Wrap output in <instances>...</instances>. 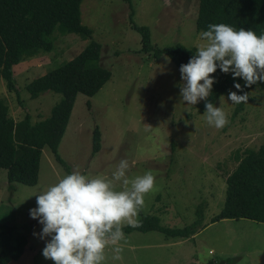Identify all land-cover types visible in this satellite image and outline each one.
Returning a JSON list of instances; mask_svg holds the SVG:
<instances>
[{"label":"rangeland","instance_id":"374dc122","mask_svg":"<svg viewBox=\"0 0 264 264\" xmlns=\"http://www.w3.org/2000/svg\"><path fill=\"white\" fill-rule=\"evenodd\" d=\"M197 0H81L80 23L91 29L79 33L53 32V48L26 57L12 67L15 89L0 76V96L9 115L31 122L43 120L61 98L45 91L31 98L26 84L69 60L90 41L100 44L101 66L111 72L109 80L94 94L76 95L71 114L57 146L59 159L48 146L42 149L38 181L34 185L9 183L0 168V221L26 236L23 254L8 264H53L45 259L42 225L32 219L36 207L32 195L79 170L90 176L110 177L119 161L128 160L129 178L151 172L155 187L148 193L138 219L156 215L160 224L181 228L200 216L194 234L167 237L157 230L124 231L123 259L106 250L104 264H264V222L246 218H211L223 207L225 177L236 165V149H257L264 143V90L250 89L243 109L221 95L213 104L228 115L222 129L210 126L205 109L180 97L179 68L155 49L181 43L198 48L204 41L196 30ZM146 26L152 50L144 51L141 33ZM242 85L244 81L238 82ZM231 91L238 90L231 86ZM98 130L99 150L93 151Z\"/></svg>","mask_w":264,"mask_h":264},{"label":"trees","instance_id":"16d2710c","mask_svg":"<svg viewBox=\"0 0 264 264\" xmlns=\"http://www.w3.org/2000/svg\"><path fill=\"white\" fill-rule=\"evenodd\" d=\"M129 1V0H127ZM195 26L198 32L206 31L209 24H226L236 30H252L258 36L264 34V0H197ZM81 0H0V76L8 89H15L12 67L26 57L49 52L53 48V32L79 33L84 37L91 29L80 23ZM141 33L142 49L152 50L149 30L146 26H135ZM100 44L90 41L87 46L69 60L33 78L26 84L31 98H37L45 91L61 94L50 115L43 120L31 122L26 113L23 119L15 121L9 115V107L0 96V168L6 170L9 183L20 182L34 185L42 149L49 147L57 155V146L68 123L78 93L93 96L109 80L110 70L100 65ZM196 47L181 43L155 49L154 54H166L180 68L195 55ZM215 77L211 95L207 98L213 104L221 95H228L231 86L243 79L233 78L217 68L211 74ZM254 87L264 90V83L251 87L242 85L243 92ZM237 94H243L238 90ZM205 101L198 104L205 109ZM244 103L236 105L234 114L243 109ZM98 130L93 135V151L99 150ZM236 164L225 177L226 190L223 207L211 218L215 222L224 218H246L264 222V143L257 149L246 147L236 149L231 155ZM201 217V216H200ZM200 217L193 223L171 228L160 224L156 215H145L139 220L138 228L132 230H157L167 237L185 238L194 234L201 223ZM26 236L16 232L15 227L0 221V264L17 260L24 252Z\"/></svg>","mask_w":264,"mask_h":264},{"label":"clouds","instance_id":"9594fccd","mask_svg":"<svg viewBox=\"0 0 264 264\" xmlns=\"http://www.w3.org/2000/svg\"><path fill=\"white\" fill-rule=\"evenodd\" d=\"M200 38L204 43L196 54L180 65V97L190 105L204 100L207 123L222 129L229 123L228 115L207 100L215 82L211 74L219 68L234 80L243 79L245 87L264 83V34L221 23L209 24ZM234 87L243 94L229 91L231 103H247L249 95L241 84L234 82ZM129 169L126 159L119 161L110 177L90 176L77 169L32 194L36 207L29 209V215L42 225L40 233L33 235L49 238L42 249L45 259L53 264H104L108 249L113 260L123 259V228L142 226L138 216L144 197L155 187L151 172L129 178Z\"/></svg>","mask_w":264,"mask_h":264}]
</instances>
